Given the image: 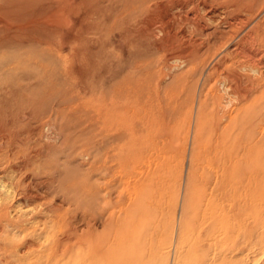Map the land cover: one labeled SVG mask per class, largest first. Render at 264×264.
Listing matches in <instances>:
<instances>
[{"label":"rangeland","instance_id":"rangeland-1","mask_svg":"<svg viewBox=\"0 0 264 264\" xmlns=\"http://www.w3.org/2000/svg\"><path fill=\"white\" fill-rule=\"evenodd\" d=\"M0 264H264V0H0Z\"/></svg>","mask_w":264,"mask_h":264},{"label":"bare ground","instance_id":"bare-ground-1","mask_svg":"<svg viewBox=\"0 0 264 264\" xmlns=\"http://www.w3.org/2000/svg\"><path fill=\"white\" fill-rule=\"evenodd\" d=\"M246 50V49H245ZM246 52H247V55L248 56H252V54H251V52H249V50H246ZM203 202V201H202ZM206 204V203H205ZM205 204L202 206V207H205ZM213 208V207H212ZM202 209V208H201ZM209 211H215V210H209ZM229 212H231V210H229ZM211 215H214L215 216V221L213 222V225H214V228L215 229H217V230H219V231H222V230H224V233H225V235L226 236H228V239H227V243H229V245H228V249L229 250H232V248H233V237H232V232H231V229L229 228L230 226H228L229 225V222L225 219V217H226V215L225 214H223V213H221V212H214L213 214H211ZM200 217V216H199ZM212 219V218H211ZM210 219V220H211ZM182 221V220H181ZM183 222H181V224H182ZM200 226V225H199ZM204 227H205V225H204ZM202 229V228H201ZM209 229V228H208ZM204 230H206V228L204 229ZM228 231V232H227ZM180 232H181V230L178 232V234H177V239H176V241L178 240V238H179V235H180ZM207 233V232H206ZM215 233V232H214ZM228 234V235H227ZM199 235H201V234H199ZM208 236V235H207ZM217 236V235H216ZM219 237V236H218ZM198 238H200V237H198ZM208 239V238H207ZM207 239H205L206 241H208ZM204 241V240H203ZM216 242V241H215ZM201 243H202V241H201ZM206 243V242H205ZM208 243H209V245H208V247L210 248L211 247V244H212V241H211V239H209V241H208ZM208 243H206V244H208ZM218 243V242H217ZM220 244V243H219ZM207 247V248H208ZM208 248V249H209ZM211 249V248H210ZM210 251H212V250H210ZM208 253H209V250H208ZM206 256H208V254L206 255ZM205 258V257H204ZM209 258H210V253H209ZM206 260H207V258H206ZM210 260V259H209Z\"/></svg>","mask_w":264,"mask_h":264}]
</instances>
